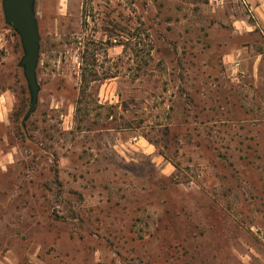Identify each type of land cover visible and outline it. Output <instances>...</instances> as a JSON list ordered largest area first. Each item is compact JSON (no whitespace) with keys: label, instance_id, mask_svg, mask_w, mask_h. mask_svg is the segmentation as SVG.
I'll list each match as a JSON object with an SVG mask.
<instances>
[{"label":"rangeland","instance_id":"obj_1","mask_svg":"<svg viewBox=\"0 0 264 264\" xmlns=\"http://www.w3.org/2000/svg\"><path fill=\"white\" fill-rule=\"evenodd\" d=\"M1 1L0 264H264V0Z\"/></svg>","mask_w":264,"mask_h":264},{"label":"water","instance_id":"obj_2","mask_svg":"<svg viewBox=\"0 0 264 264\" xmlns=\"http://www.w3.org/2000/svg\"><path fill=\"white\" fill-rule=\"evenodd\" d=\"M2 13L5 24L19 36L23 56L19 62L22 68L30 102L22 120V126L33 114L37 105L39 87L36 69L39 60V32L34 11V0H2Z\"/></svg>","mask_w":264,"mask_h":264},{"label":"trees","instance_id":"obj_3","mask_svg":"<svg viewBox=\"0 0 264 264\" xmlns=\"http://www.w3.org/2000/svg\"><path fill=\"white\" fill-rule=\"evenodd\" d=\"M84 72H86L85 70H84ZM88 74V73H87ZM88 75H86V73H83L82 72V76H81V81L85 84V85H87L89 82H90V79L88 78H86Z\"/></svg>","mask_w":264,"mask_h":264}]
</instances>
